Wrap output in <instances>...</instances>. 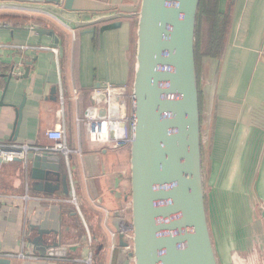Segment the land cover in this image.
Here are the masks:
<instances>
[{"label":"crops","instance_id":"0c3cea01","mask_svg":"<svg viewBox=\"0 0 264 264\" xmlns=\"http://www.w3.org/2000/svg\"><path fill=\"white\" fill-rule=\"evenodd\" d=\"M141 1L76 0L74 8L87 20L113 13L125 16L120 28L103 33V24L76 29L50 15L0 8V17L20 18H0V143L50 145L46 132L61 124L63 90L69 146L81 149L72 157L70 171L82 213L67 202L0 200V258L25 252L45 260L12 258V263L85 264L93 253V264H117L112 214L130 204V149L115 151L90 143L77 127V116L95 103L96 91L107 84L132 94ZM218 1L231 22L226 53L219 59L204 57L198 65L211 146L207 212L219 264H258L264 259V0ZM36 26L48 32L41 35ZM25 98L21 130L14 140L16 111ZM64 175L66 164L60 182L56 175L49 176L51 193L41 191L31 173V195L67 200L71 186L69 179L67 195ZM26 180L20 162L0 166L3 195L24 196ZM39 227L59 232L45 235L44 244L59 241L65 256H51L46 247L41 255L28 242L39 236ZM252 255L249 261L242 259Z\"/></svg>","mask_w":264,"mask_h":264},{"label":"water","instance_id":"95a60500","mask_svg":"<svg viewBox=\"0 0 264 264\" xmlns=\"http://www.w3.org/2000/svg\"><path fill=\"white\" fill-rule=\"evenodd\" d=\"M75 1L0 0V8L50 15L76 29L103 24L102 33L122 26L120 19L125 16L121 13L87 20L74 8ZM201 1L142 0L136 14L131 111L136 128L130 149L133 246L127 250L129 243L122 233L124 212H113L112 225L119 234L117 264H219L207 212L196 58ZM34 31L41 35L48 32L39 26ZM25 103L26 98L16 111L14 140L21 130ZM64 166L58 153L36 155L32 179L39 181L41 191L52 193L54 184L49 176L56 175L60 182ZM68 176L62 179L67 195ZM38 233L34 240L28 239L35 248L46 247L51 256L66 255L59 241L44 244L45 235L58 236L59 232L39 227ZM46 250H41V255ZM4 258L0 264H13L12 259Z\"/></svg>","mask_w":264,"mask_h":264},{"label":"built area","instance_id":"2783aa9c","mask_svg":"<svg viewBox=\"0 0 264 264\" xmlns=\"http://www.w3.org/2000/svg\"><path fill=\"white\" fill-rule=\"evenodd\" d=\"M16 9V8H13ZM20 10V9H16ZM26 11V10H23ZM29 12V11H27ZM32 13V12H31ZM56 54L58 50H53ZM105 96V99L98 100V97ZM74 97L78 98V91H74ZM95 103L87 108L82 114L80 113L77 116V127L79 130L83 129L86 133V136L90 143L98 146H103L105 148H110L112 150L118 151L121 148H124L131 144L134 132L136 128V118L132 111V94H128L126 88H120L107 84L103 90H97L94 95ZM60 102L62 105L61 110V124L46 132V138L51 142L47 146H35L31 144H15V143H0V160L2 164L13 163L17 160L22 164V170L24 176L27 179L25 184V195L20 197L17 195H3L0 193V200L9 199H24L28 200H46L52 204H61L67 202L73 204L76 208V211L80 216H82L80 209V201L77 195V186L76 182L73 181L72 172L70 167H72V157L75 154H81V149L72 150L68 142V131H67V119L65 112V102L66 97L61 90L60 92ZM129 103H131V108L129 109ZM122 127V125H124ZM58 153L64 159V164H66L68 169V175L70 179L71 194L67 200H59L53 198H41L31 195V187L29 185V180L31 177V167H32V158L36 155H45ZM131 206L129 204L128 208L124 210L125 221L121 225L122 233L125 236V239L129 243L127 250H132L133 246V225L131 220ZM112 237V251L117 250L118 244V233L111 231ZM90 244L94 243L91 235H88ZM94 254L91 253L88 260L84 261L85 264H93ZM5 258H20L24 260H45L44 257L37 256L33 253L22 252L19 255L15 256L13 254L4 255ZM258 264H264V259L258 261Z\"/></svg>","mask_w":264,"mask_h":264},{"label":"trees","instance_id":"16d2710c","mask_svg":"<svg viewBox=\"0 0 264 264\" xmlns=\"http://www.w3.org/2000/svg\"><path fill=\"white\" fill-rule=\"evenodd\" d=\"M5 20L20 19L17 16L0 17ZM28 21L27 18H23ZM231 31L229 17L221 11L218 0H202L197 25L196 58L197 63L204 57L222 58L226 53ZM204 92L201 91V110H203ZM81 234L85 229H80Z\"/></svg>","mask_w":264,"mask_h":264},{"label":"rangeland","instance_id":"374dc122","mask_svg":"<svg viewBox=\"0 0 264 264\" xmlns=\"http://www.w3.org/2000/svg\"><path fill=\"white\" fill-rule=\"evenodd\" d=\"M137 32V29H136ZM136 40H137V34H136ZM127 91V90H126ZM206 100V97H204V101ZM131 108V103H129V109ZM208 110H207V106L206 103L203 102V110H202V137H203V156H204V172H205V187H206V180H208L209 176H208V162L210 161L211 158V153H209L210 151V134H209V130H208V116H207ZM128 149H130V146L128 147ZM210 154V155H209ZM210 167V164H209ZM131 173V171L129 172ZM207 194V193H206ZM131 214V213H130ZM251 258H253L252 256H249L248 258L244 259L242 258L244 261H249Z\"/></svg>","mask_w":264,"mask_h":264},{"label":"bare ground","instance_id":"6f19581e","mask_svg":"<svg viewBox=\"0 0 264 264\" xmlns=\"http://www.w3.org/2000/svg\"><path fill=\"white\" fill-rule=\"evenodd\" d=\"M103 98H104V96H102ZM103 100V99H102ZM122 127H124V125H122ZM132 143V142H131ZM130 146V149H131V144H129L128 146H126L127 148ZM69 204V203H68ZM70 205H72L73 207H74V209L76 210V208H75V206L73 205V204H70ZM123 212H124V210H122ZM76 213L78 214V212L76 211ZM84 225H85V223H84ZM85 228H86V230H88L87 229V226L85 225ZM114 232H116V231H114ZM117 233V232H116ZM119 235V234H118ZM119 244V243H118ZM2 258V257H1ZM5 259V258H4ZM94 261V260H93Z\"/></svg>","mask_w":264,"mask_h":264}]
</instances>
